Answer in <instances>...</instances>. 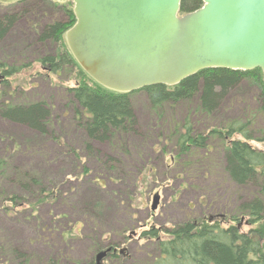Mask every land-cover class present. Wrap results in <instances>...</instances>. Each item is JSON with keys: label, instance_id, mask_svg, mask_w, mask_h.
I'll list each match as a JSON object with an SVG mask.
<instances>
[{"label": "trees", "instance_id": "trees-1", "mask_svg": "<svg viewBox=\"0 0 264 264\" xmlns=\"http://www.w3.org/2000/svg\"><path fill=\"white\" fill-rule=\"evenodd\" d=\"M5 4L9 10L0 11V45L7 41L22 15L43 13L45 8L50 9L49 19L38 28L33 38V51L38 47L34 54L38 56L42 68L48 70V75L60 76L65 71L75 74L76 83L65 88L64 100L72 114L75 130L81 136L78 138L81 147L100 161L96 164L101 172L111 179L127 180L132 175L129 168L132 170V166L138 163L137 155L143 153L144 149V145L138 141L143 134L132 95L143 92L153 119L150 126L155 125L158 140L163 139L173 148L171 161L175 160L187 171L191 162L184 161L182 164V161L186 157L197 158L200 154L210 161L207 176L221 177L231 185L230 203L222 204V209L226 210L223 213L227 217L226 225L215 221L216 215L208 219H186L165 231L170 235L168 239L159 238L160 230L150 228L143 231L142 238L154 239L153 260L128 264H264V229L260 228L264 223V150L250 143L251 140H264V129H258L259 125L264 124L262 69L208 68L175 85L155 84L129 92L114 91L98 83L84 70L66 42V32L77 21L73 8L52 0H18ZM203 4V0H182L180 12H192ZM53 8L63 9L64 18L59 20ZM54 44L58 45L57 48L53 47ZM30 64L26 59L20 64L17 61L10 65L1 64L0 120L33 131L35 138L25 142L31 143L41 138V142L53 140L60 148H69L72 153H77L69 142L60 143L51 103L45 99H14L25 91L14 87L10 78ZM83 77H88L89 81ZM253 80L256 83L249 85L248 81ZM244 85L249 89L240 92ZM240 96L243 97L240 112L235 116L227 115L225 111L228 105L239 101ZM236 134H241L244 139L235 138ZM2 137L0 135L5 148L0 142V202H8V205L2 203L0 225L4 226V231L5 227H9L14 232L13 237L7 238L6 246L0 245V259H9L16 264H31V250H25L18 231L20 228L16 225L28 221V216H38L40 226L43 225L38 208L52 200L54 186L60 189V185H56L59 178L53 177L52 173L49 176L47 171L37 168L36 163L15 165L14 154L8 153L6 148L12 143L14 146L17 142L18 145L24 143L21 137L9 138L13 142ZM97 144L109 145V155L102 153ZM35 151L36 148L33 153ZM92 192L85 194L91 199L84 198V195L77 199L83 194L78 193L72 199V204L89 221L100 222V214L92 212L88 202H93L100 210L108 201L102 200L100 186L92 189ZM29 195L35 199H26ZM11 206L23 210L15 211ZM28 208L31 209L30 215L25 214ZM59 223L65 227L62 221ZM246 225L249 226L248 230H244ZM82 227L83 223L77 221L73 229H67L63 236L71 237L70 240H73L72 236L79 239L83 234ZM103 246L102 241L94 242L91 249L95 254L90 256V262L83 264H93L96 254L108 247L117 251L108 253L107 258L120 260L123 257L120 253L125 254L124 249L118 250L117 244ZM47 264H61V261L50 253Z\"/></svg>", "mask_w": 264, "mask_h": 264}, {"label": "rangeland", "instance_id": "rangeland-1", "mask_svg": "<svg viewBox=\"0 0 264 264\" xmlns=\"http://www.w3.org/2000/svg\"><path fill=\"white\" fill-rule=\"evenodd\" d=\"M59 3H66L68 8H74V2L71 0ZM59 7L62 8V6ZM58 8H53V11L61 20L64 18L63 9ZM4 10H9V7L5 3H0V11ZM49 15L48 8H45L43 13L22 15L7 41L0 45V83L3 80L2 63L10 65L17 61L20 64L25 59L30 62V66L10 78L14 87L25 91L24 94L13 96L14 99L18 101L45 99L51 103L60 143L69 142L77 149V153L74 151L72 153L69 148H60L53 140L41 142L42 138L31 143L25 142L32 137L35 138L33 131L0 120V135L4 140L13 142L14 137H21L24 143V145H18L17 142L15 146L12 143L6 148L8 153L14 154L15 165L36 163L37 168L47 171L49 176L52 173L53 177L59 178L56 185H60V189L53 187L55 198L42 203L38 208L37 213L43 225L40 226L38 216L37 218L28 216V221H21L16 225L20 228L18 231H20V239L25 250H31V264H47L50 253L59 259L61 264L90 262V256L95 254L92 253L91 245L99 241H102L103 247L117 244L120 248L118 250H125V254L120 253L123 255L120 260L109 257L105 259L104 264L152 261L155 256L154 239L142 238L145 230L155 227L160 230L159 238L168 239L170 235L165 231L176 224L186 219L197 220L200 217L208 219L212 215H216L215 221L226 225L227 217L223 214L226 210L222 209V204L230 203L231 185L221 177L207 176L206 169L210 161L200 154L197 158L186 157L182 161V164L184 161L191 162L187 171L183 165L176 163L175 160L171 161L174 154L173 148L163 139L158 140L155 125L150 126L153 119L147 97L143 92L132 95L140 118V131L143 134L138 141L144 145L143 153H141L143 155H137L138 163L132 166V170L129 168L132 175L127 180L116 177L111 179L98 169L96 163L100 161L88 155L79 143L78 138L81 136L75 130L72 114L64 100L65 88L76 83L75 74L65 71L60 76L48 75V70L42 68L38 62V56L34 54L38 47L33 51L35 46L33 38L36 31L45 20L49 19ZM57 46L54 44L53 47L57 48ZM83 78L89 81L88 77ZM248 83L253 86L256 82L253 80ZM0 88H2L1 84ZM248 89L249 87L244 85L240 88V92ZM242 98L240 96L239 101L228 105L225 111L227 115L235 116L240 112ZM258 129H264V124L259 125ZM234 137L244 139L241 134H236ZM0 142L3 141L0 140ZM4 143H1L2 147L5 146ZM250 143L264 150V140H251ZM96 146L104 154L109 155L111 152L109 145L97 144ZM34 148L36 151L33 153ZM132 151L138 153L137 150L132 149ZM99 186L102 190V200L108 202H105L106 205L104 204L100 210L96 209L93 202H88L92 212L96 211L101 216L100 222L89 221L83 216L81 210L72 204V199L80 192L83 194L77 199H81L83 195L84 198H89L85 194H92V189ZM157 192L161 195L160 203L156 210H152L153 195ZM26 199L33 200L35 197L29 195ZM2 203L8 205V202L2 201ZM2 203L0 202V217L3 216ZM13 210L22 211L23 208L17 207ZM30 210L28 208L25 214L30 215ZM20 213L22 212L18 214ZM61 221L65 227L60 225ZM67 221L69 225L66 226ZM77 221L83 223L81 237L78 239L72 236L73 240H70L71 237L65 238L63 233L67 229H73ZM260 228L264 229V223ZM248 229L249 226L246 225L244 230ZM13 232L9 227H5L4 231V226L0 225L1 247L6 246L7 238L13 237ZM0 264L16 263L9 259H0Z\"/></svg>", "mask_w": 264, "mask_h": 264}, {"label": "water", "instance_id": "water-1", "mask_svg": "<svg viewBox=\"0 0 264 264\" xmlns=\"http://www.w3.org/2000/svg\"><path fill=\"white\" fill-rule=\"evenodd\" d=\"M72 1L77 21L66 42L84 70L108 89L175 85L208 68L264 72V0H203L186 14L182 0ZM160 199L159 192L153 195L152 210ZM111 251H99L93 264H104Z\"/></svg>", "mask_w": 264, "mask_h": 264}]
</instances>
